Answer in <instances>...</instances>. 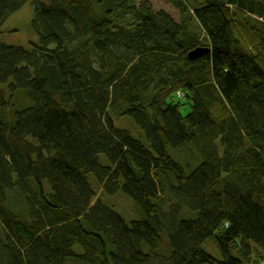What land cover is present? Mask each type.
<instances>
[{"label": "trees", "instance_id": "trees-1", "mask_svg": "<svg viewBox=\"0 0 264 264\" xmlns=\"http://www.w3.org/2000/svg\"><path fill=\"white\" fill-rule=\"evenodd\" d=\"M28 1L0 0V264H264V0H169L180 22L149 1L34 0L39 45L5 44ZM187 146L193 167L169 153ZM91 175L141 215L94 203Z\"/></svg>", "mask_w": 264, "mask_h": 264}, {"label": "rangeland", "instance_id": "rangeland-1", "mask_svg": "<svg viewBox=\"0 0 264 264\" xmlns=\"http://www.w3.org/2000/svg\"><path fill=\"white\" fill-rule=\"evenodd\" d=\"M149 1L153 4L155 10L160 11L164 10L168 12L176 22H180L182 20V16L180 15L179 11L171 4L169 0H137V4ZM34 0L28 1L18 12L13 14L3 25L1 30V40L7 45L12 46H22L25 48H32V45H39V37L36 32L32 28V19L34 14ZM188 19V27L198 34H201V29L199 23L190 16L187 17ZM201 42L205 43L204 37L201 35ZM0 91L5 93V98L8 100L10 96V92L8 89V83H1L0 82ZM19 100L23 99L22 95L18 96ZM176 102H181L182 105L180 106V112L182 115H187L192 111L191 104L187 102V100H177ZM12 113V109H10L9 115ZM116 118V117H115ZM117 125L119 126H126L132 129L133 136L139 139L144 140V134L142 131L134 124L133 121L124 117V118H116ZM133 124H132V123ZM143 134V135H142ZM189 150H191V153ZM170 155L179 163H187L193 167L194 163L196 162L195 154L190 146L187 147H179V148H170L169 150ZM103 163H107L108 160L105 156L101 157ZM202 159L200 158V162ZM199 162V163H200ZM91 185L96 191V197L93 200L94 203L100 201L101 203L105 204L107 207L115 210L119 214H121L128 222L138 218L140 215L137 209H140L136 203L123 193H119L116 196H110L103 192L101 187L98 185L95 177L93 175L90 176ZM167 209V207H166ZM142 212V210L140 211ZM142 217V216H141ZM140 217V218H141ZM203 248L208 251L211 255L215 258H220L221 253L217 245V241L214 237H210L204 244Z\"/></svg>", "mask_w": 264, "mask_h": 264}, {"label": "water", "instance_id": "water-1", "mask_svg": "<svg viewBox=\"0 0 264 264\" xmlns=\"http://www.w3.org/2000/svg\"><path fill=\"white\" fill-rule=\"evenodd\" d=\"M210 52H211V49L209 47L199 46V47L192 49L188 53V57L191 60H195V59L201 58V57L209 54Z\"/></svg>", "mask_w": 264, "mask_h": 264}]
</instances>
